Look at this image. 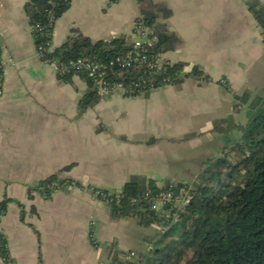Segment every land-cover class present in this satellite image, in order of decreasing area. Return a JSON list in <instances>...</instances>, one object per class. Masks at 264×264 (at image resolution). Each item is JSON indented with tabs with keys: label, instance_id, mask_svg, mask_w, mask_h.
Returning a JSON list of instances; mask_svg holds the SVG:
<instances>
[{
	"label": "crops",
	"instance_id": "0c3cea01",
	"mask_svg": "<svg viewBox=\"0 0 264 264\" xmlns=\"http://www.w3.org/2000/svg\"><path fill=\"white\" fill-rule=\"evenodd\" d=\"M152 1L172 12L166 23L182 41L164 58L184 63L186 74L199 67L212 82L190 76L137 97L108 94L80 112L87 84L77 75L64 83L43 64L27 0H0V203L9 200L0 231L15 264H107L111 247L138 253L124 250L135 220L113 218L91 188L120 191L135 176L180 183L172 171L180 143L230 118L234 95L255 96L246 86L264 74V39L246 0ZM137 16L136 0H72L55 23L52 48L73 30L93 41L129 36ZM52 175L80 187L45 196L38 186Z\"/></svg>",
	"mask_w": 264,
	"mask_h": 264
},
{
	"label": "trees",
	"instance_id": "16d2710c",
	"mask_svg": "<svg viewBox=\"0 0 264 264\" xmlns=\"http://www.w3.org/2000/svg\"><path fill=\"white\" fill-rule=\"evenodd\" d=\"M109 1L115 3L118 0ZM136 1L138 16L133 30L147 29L150 38L154 39L151 46L146 47V60L152 61L159 54L176 50L182 41L166 23L172 12L152 0ZM71 3L72 0H27L25 3L24 11L32 27L35 46L42 50V60L62 63L90 56L105 63L131 48L126 36L111 41H93L77 30L72 31L62 46L52 48L55 23ZM245 5L264 39V3L246 0ZM184 67V63L168 60L156 72L140 64L126 69L115 67L107 76V82L110 85L122 83L123 97H137L165 86H180L190 76L200 85L212 82L199 67L190 74L184 73ZM75 75L88 87L78 105L80 112H85L102 97L97 93L93 78L86 73L70 72L58 77L71 84ZM234 99V114L218 123L226 129L237 127L236 115L246 106L247 123L241 127L242 136L203 166L201 181L194 189L171 181L159 187L155 180L144 176H135L124 184L121 197L108 205L111 216L134 219L142 227L156 225L158 234L147 252L134 253L132 257H125L124 253L111 247L107 264H264V94L252 96L247 90L240 96L234 95ZM189 137L194 135L186 139ZM55 181H59L57 189L71 183L52 175L42 181L38 189ZM52 192L44 190L43 194L49 196ZM162 192L171 193V201L153 208ZM178 199L183 201V210L174 205ZM8 201L5 199L0 203L2 216ZM0 258L7 264H15L2 233Z\"/></svg>",
	"mask_w": 264,
	"mask_h": 264
},
{
	"label": "built area",
	"instance_id": "2783aa9c",
	"mask_svg": "<svg viewBox=\"0 0 264 264\" xmlns=\"http://www.w3.org/2000/svg\"><path fill=\"white\" fill-rule=\"evenodd\" d=\"M150 31L147 29L144 30H132V33L129 36H126V40L131 44V48L123 55L117 56L108 62H100L95 57L85 56L79 57L67 62L59 63L55 60H42L43 64L47 67H51L58 76H64L70 72L75 74L77 73H86L93 78L94 85L96 87L98 95L101 97L108 94H122L125 92V88L122 83H115L110 85L107 82V76L113 72V68L119 67L126 69L131 67L134 64L146 65L147 69L150 71L160 70L165 62L164 54L157 55L152 61H147L145 57L146 47H150L154 39L150 38ZM41 48H37V53L41 55ZM4 62L1 57V46H0V90L4 78ZM225 84V83H224ZM134 86V85H133ZM138 85L136 84L135 87ZM70 186L78 187L77 183L71 182ZM59 186V181L51 182L41 187V190L54 191ZM91 193L95 199L100 200L106 205H109L113 202L114 199H119L121 197L120 191H110L104 189H94L91 188ZM171 193L162 192L157 196V203L170 202ZM157 203L153 205V208H157ZM2 214L0 213V223L2 220ZM1 233V231H0ZM134 256V252H131L128 257Z\"/></svg>",
	"mask_w": 264,
	"mask_h": 264
},
{
	"label": "rangeland",
	"instance_id": "374dc122",
	"mask_svg": "<svg viewBox=\"0 0 264 264\" xmlns=\"http://www.w3.org/2000/svg\"><path fill=\"white\" fill-rule=\"evenodd\" d=\"M247 85L246 88L251 89L255 95H263L264 74H262V79L258 82L254 84L248 82ZM246 123V106H243L237 115V127L231 126L226 129L224 125L218 123L214 125L211 133H204L196 139L180 143V151L177 150L180 155V164L172 170L175 181L187 184L194 189L201 181L200 177L203 166L220 156L224 149L232 147L241 138V127L246 125ZM163 184H158V186L161 187ZM161 204L163 203L158 202L157 208ZM174 205L178 210H183V201L181 199L176 200ZM157 234L158 227L156 225L142 227L134 221L132 239L125 243L126 249L124 250H135L138 253H145L150 248L152 241L157 237Z\"/></svg>",
	"mask_w": 264,
	"mask_h": 264
}]
</instances>
